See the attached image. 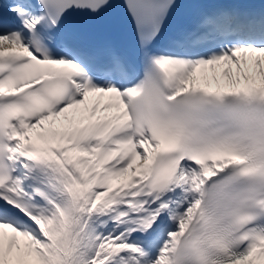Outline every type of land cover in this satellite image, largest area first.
<instances>
[{
  "label": "snow or ice",
  "instance_id": "obj_1",
  "mask_svg": "<svg viewBox=\"0 0 264 264\" xmlns=\"http://www.w3.org/2000/svg\"><path fill=\"white\" fill-rule=\"evenodd\" d=\"M0 264H264V0H0Z\"/></svg>",
  "mask_w": 264,
  "mask_h": 264
}]
</instances>
